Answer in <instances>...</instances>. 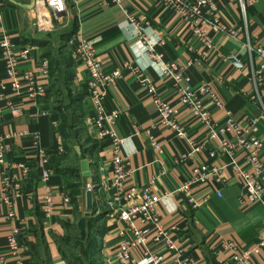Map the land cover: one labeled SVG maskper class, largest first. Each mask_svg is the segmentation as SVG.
<instances>
[{
	"label": "crops",
	"instance_id": "1",
	"mask_svg": "<svg viewBox=\"0 0 264 264\" xmlns=\"http://www.w3.org/2000/svg\"><path fill=\"white\" fill-rule=\"evenodd\" d=\"M33 1L0 0V37L9 36L15 54L31 49L29 58L20 62L18 73L33 72L41 59H47L50 64V76L45 82L50 96L44 104H31L13 93L0 50V109L3 110L0 136L8 149L0 163V264H41V250L47 264H67L60 252L59 240L77 215L87 218L88 185L95 188L91 214L102 216L99 223L102 262L117 264L115 252L120 241L117 236L120 224L108 213L104 193L112 179V148L98 142L87 131L86 118L92 115V110L84 67L73 59L65 42L64 47L53 51L57 42H51L49 35L40 37L36 33L37 8L29 9ZM217 2L224 23L240 27L239 0ZM67 4L72 13L66 19H73L68 32L92 42L105 72H120L117 82L106 88V109L121 113L115 133L122 141L126 167L132 172L128 186L141 187L153 182L154 197L171 194L157 209L159 225L169 233L174 246L164 264H173L179 257L196 264H217L213 248L219 242L235 239L247 247L254 245L264 231V206L241 208V188L230 171L222 172L223 182H213V189L221 191L222 197L213 196L198 209H193L182 194H174L190 178L193 167L202 163L223 167L228 159L222 156L219 143L214 140L189 162L176 164L184 149L171 130L152 128L158 117L149 92V86L155 89L191 137L205 136L203 125L180 104L175 81L161 74L166 64L174 63L183 69L184 78L196 92L198 101L205 105L213 124H221L230 116L246 129L248 122L255 120L258 138L264 144V87L250 79L249 68L237 71L225 60L229 56L245 55L243 35L236 41L210 30L214 51H209L183 20L154 0H123L119 6L103 0H67ZM245 5L250 41L264 48V1ZM129 16L143 23L145 38L157 44L155 51L161 57L158 66L145 57L137 59L132 53L131 46L137 38L127 25ZM61 49L69 55L62 54ZM51 60L56 67H51ZM260 63L262 60L254 56L255 68ZM204 85L211 88L214 99L199 92ZM60 96L72 106L66 116L70 117L69 123L75 112L78 113L82 135L74 134L76 128H71L73 133L62 132L60 113L57 115L54 102V97ZM11 103L19 109L16 116L8 108ZM66 112L63 110L61 114ZM231 137V134L226 135V138ZM152 144L159 146L161 153L155 151ZM211 152L215 153L216 160L209 157ZM41 154L47 159L45 167L40 165ZM84 160L89 164L90 177L81 173L80 163ZM261 161L264 163V150ZM237 162L252 172L242 154L237 156ZM45 171L49 177L43 180ZM11 176L13 179L5 187L6 179ZM192 192L197 203L211 193L208 186L203 185ZM47 194L53 205L48 217L43 214L41 204ZM64 198L69 200L68 204ZM15 230L19 232L23 248L18 257L12 258L8 254V238ZM147 249L150 254L164 251L162 245L151 241ZM133 257L140 259L137 252H133Z\"/></svg>",
	"mask_w": 264,
	"mask_h": 264
},
{
	"label": "built area",
	"instance_id": "2",
	"mask_svg": "<svg viewBox=\"0 0 264 264\" xmlns=\"http://www.w3.org/2000/svg\"><path fill=\"white\" fill-rule=\"evenodd\" d=\"M36 1L37 17L35 19L38 32L50 31L52 23L49 16L41 14V0ZM43 6L56 19H66L69 16L67 0H42ZM119 6L123 0H103ZM264 0H239L242 23L240 27L233 28L224 23L219 11L217 0H154L162 8L171 10L189 27L190 32L201 40L209 51H214L213 41L209 38V31L215 30L232 40H238L240 35L244 37V56H229L225 60L230 66L243 71L250 69V79L259 82L264 87V48L251 43L248 34L246 21V5H254ZM127 25L137 38V42L131 46V51L135 58H147L152 64L158 66L161 57L155 51L156 43H152L145 38V25L134 17L127 18ZM158 45H161L158 42ZM65 46L71 51L74 60L80 62L88 80V101L91 107V116L86 118V129L101 144H108L112 148L110 160V172L112 179L104 189L105 205L110 216L117 220L120 228L117 236L120 239L115 252L117 264H164L171 257L174 251L173 242L169 233L159 225L157 209L163 200L171 194H165L162 198L152 195V183L141 186H128V181L132 172L126 167L123 157L122 141L115 133L117 120L121 117L118 111H107L106 109V88L112 86L120 78V72H105V68L98 58V54L91 41L77 35H71ZM0 50L5 66L6 79L10 81L13 93L17 97H22L31 104L41 105L47 102L50 92L45 85L50 76V64L47 59H41L35 66L33 72L18 73V66L21 61L27 60L31 49L26 48L15 54L9 36L3 34L0 37ZM216 56L219 57L218 52ZM257 56L262 60L256 68L253 64V57ZM164 78H171L177 84V96L182 106L188 108L194 118L198 120L205 129V136L196 139L190 136L187 129L178 123L175 112L163 101L155 89L149 86L153 103L157 108L158 122L152 128H167L174 134L175 139L183 147V153L177 157L178 163L189 162L194 156L204 152L207 146L214 140L218 141L219 149L223 157L228 159V163L223 167L217 165H207L202 163L191 170L190 178L181 184L174 194H182L186 202L193 209H198L206 205L211 197L221 198L219 190L213 189V182L221 179L223 171H230L237 180L241 188L240 205L243 210H248L253 206H264V163L261 161V153L264 144L258 138L256 121L248 122V128H242L232 117H227L221 124L212 123L209 112L205 105L198 101L196 92L192 90L189 82L183 75V69L174 63L166 64L162 69ZM145 82V81H143ZM185 82V85H181ZM204 95H210L214 99L211 88L204 85L199 89ZM212 99V100H213ZM16 104H8V108L13 116L19 113ZM219 105V104H218ZM3 117V110L0 109V122ZM231 134V138H226ZM155 151L161 153L160 147L152 144ZM8 153L3 138L0 136V163L2 158ZM242 154L247 165L252 168L248 172L237 162V156ZM211 159L216 160L214 152L209 154ZM41 167L47 166V159L40 155ZM102 172L103 168H99ZM49 177L45 171L43 180ZM13 177L5 181V187L11 182ZM208 186L210 194L206 195L201 203H197L193 198L192 190L198 186ZM109 190L111 193H109ZM86 192L95 193V188L91 185L86 187ZM68 204L69 200L64 198ZM43 214L48 217L53 210L50 195L47 194L42 200ZM160 244L164 251L159 254H150L147 249L148 242ZM23 245L19 241V232L13 231L8 238V254L12 258L20 255ZM133 252L140 256L139 260L133 257ZM213 253L217 264H264V231H261L257 242L252 246H244L235 239L219 242ZM173 264H196L190 259L177 258Z\"/></svg>",
	"mask_w": 264,
	"mask_h": 264
},
{
	"label": "rangeland",
	"instance_id": "3",
	"mask_svg": "<svg viewBox=\"0 0 264 264\" xmlns=\"http://www.w3.org/2000/svg\"><path fill=\"white\" fill-rule=\"evenodd\" d=\"M43 4L44 3L41 0V14L50 17L52 26L51 28H49L50 31L46 33L38 32L35 25L36 22L34 21V30L40 35V37L41 34L49 35V38H51V42H57L58 45L53 48V51H57L59 50V48H62V46L64 47L65 38L68 34L71 33L68 31L69 28L73 26V19H56L52 16V14L48 12L46 6H43ZM67 6L69 9V13L71 14L72 11L70 5L67 4ZM61 52L62 54L65 53L66 55H69V53L65 49H61ZM51 61V67H56V63L53 60ZM54 102L57 108V115H59L60 113L59 123L62 124V132L67 133L68 131H71V128H76L74 134L78 136L82 135L83 126L80 120H77L78 113L75 112V114L71 118L72 121L70 123L68 121L70 117H66L67 115H69L68 109L70 107L72 109V106L68 104L69 101L66 102L64 100V97L60 96L54 97ZM63 110L67 111L65 115L61 114ZM101 217L102 216H92L91 214L89 217L85 218L82 217V215H77L75 217V220L71 224L67 225L64 235L59 240V249L67 264H103L101 258V241L99 239L101 231L99 223L101 221ZM41 264H47L42 250Z\"/></svg>",
	"mask_w": 264,
	"mask_h": 264
},
{
	"label": "water",
	"instance_id": "4",
	"mask_svg": "<svg viewBox=\"0 0 264 264\" xmlns=\"http://www.w3.org/2000/svg\"><path fill=\"white\" fill-rule=\"evenodd\" d=\"M36 6V1L34 0L29 9H34ZM79 153V150H77ZM81 173L84 177H90L91 173L89 171V164L87 161H81L80 163ZM86 210L88 211L85 216L89 217L91 211L93 210V194L91 192H86Z\"/></svg>",
	"mask_w": 264,
	"mask_h": 264
},
{
	"label": "trees",
	"instance_id": "5",
	"mask_svg": "<svg viewBox=\"0 0 264 264\" xmlns=\"http://www.w3.org/2000/svg\"><path fill=\"white\" fill-rule=\"evenodd\" d=\"M73 34H74V32H71L70 34L67 35V37H70V36L73 35ZM67 37H66V38H67ZM66 38H65V39H66ZM67 39H68V38H67ZM65 41H67V40H65Z\"/></svg>",
	"mask_w": 264,
	"mask_h": 264
}]
</instances>
